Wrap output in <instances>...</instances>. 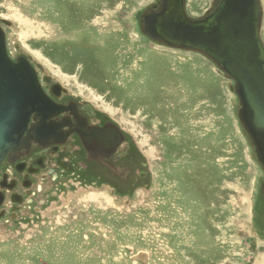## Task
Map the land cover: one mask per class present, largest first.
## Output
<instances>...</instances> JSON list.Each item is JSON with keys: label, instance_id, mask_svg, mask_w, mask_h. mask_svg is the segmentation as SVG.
Listing matches in <instances>:
<instances>
[{"label": "rangeland", "instance_id": "obj_1", "mask_svg": "<svg viewBox=\"0 0 264 264\" xmlns=\"http://www.w3.org/2000/svg\"><path fill=\"white\" fill-rule=\"evenodd\" d=\"M161 2L0 0L9 57L95 105L128 146L120 176L74 169L33 220L0 216V264H264V166L236 82L143 31ZM218 2L185 6L199 18Z\"/></svg>", "mask_w": 264, "mask_h": 264}, {"label": "water", "instance_id": "obj_2", "mask_svg": "<svg viewBox=\"0 0 264 264\" xmlns=\"http://www.w3.org/2000/svg\"><path fill=\"white\" fill-rule=\"evenodd\" d=\"M142 16L143 31L171 47L200 52L236 82L239 117L264 166V41L260 0H219L199 18L188 15L185 0H162ZM6 25L8 21H3ZM47 104L36 71L26 59L8 55L0 26V165L23 145L30 117Z\"/></svg>", "mask_w": 264, "mask_h": 264}, {"label": "flooded vegetation", "instance_id": "obj_3", "mask_svg": "<svg viewBox=\"0 0 264 264\" xmlns=\"http://www.w3.org/2000/svg\"><path fill=\"white\" fill-rule=\"evenodd\" d=\"M36 76L47 104L31 115L24 144L9 150L0 165L1 217L10 212L31 221L41 199L46 204L70 188L66 175H73L72 170L85 173L90 166H101L120 176L119 156L128 154L119 127L95 105L58 82Z\"/></svg>", "mask_w": 264, "mask_h": 264}]
</instances>
